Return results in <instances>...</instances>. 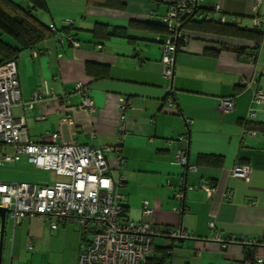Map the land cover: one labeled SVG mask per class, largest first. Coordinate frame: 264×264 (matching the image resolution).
Wrapping results in <instances>:
<instances>
[{
    "label": "crops",
    "instance_id": "0c3cea01",
    "mask_svg": "<svg viewBox=\"0 0 264 264\" xmlns=\"http://www.w3.org/2000/svg\"><path fill=\"white\" fill-rule=\"evenodd\" d=\"M45 2L46 8L34 13L57 31L36 46L22 47L0 31L4 41L18 47L24 103L12 112L25 118L30 138L49 142L52 132H59L60 143L119 145L121 167L109 153V173L123 177L119 191L128 217L183 226L190 234L180 240L155 237L148 264H264V102L249 117L254 92H264V24L263 40L256 45L252 37L185 27L188 40L177 50L169 79L163 74L161 43L170 42L171 35L147 26L163 24L167 7L161 0ZM200 4L206 9L219 5L237 16L239 28L254 30L255 0ZM257 15L264 16V0ZM79 84L94 102L91 111L80 108ZM230 96L235 107L225 112L220 100ZM67 114L73 123L63 120ZM180 150L189 166L175 162ZM236 162L251 166L249 180L231 175ZM184 184L197 187L179 199L176 193ZM201 184L215 189L208 195ZM227 187L233 191L230 200L223 196ZM145 201L153 208L150 216L144 214ZM209 221L223 242L212 239ZM88 235L71 221L25 216L16 223L7 214L2 264H78ZM243 238L259 242L245 244Z\"/></svg>",
    "mask_w": 264,
    "mask_h": 264
},
{
    "label": "built area",
    "instance_id": "2783aa9c",
    "mask_svg": "<svg viewBox=\"0 0 264 264\" xmlns=\"http://www.w3.org/2000/svg\"><path fill=\"white\" fill-rule=\"evenodd\" d=\"M167 7L163 17V25L171 35V41L161 43L163 50V74L172 79L175 72V58L177 50L187 42L185 24L189 20L198 18L217 20L221 23H236L237 16L227 15L219 5L211 9L203 8L200 0H161ZM262 0H255V16L253 29L262 30L264 16H258V7ZM52 28L55 27L52 25ZM71 39V38H70ZM71 42L79 45L74 39ZM183 44V45H182ZM77 89L83 92V102L80 108L88 111L94 109V102L82 85ZM173 86L168 92H173ZM26 105L31 107L38 96ZM264 102V92L256 89L249 110V117L256 116L259 104ZM23 97L19 80L17 59H12L0 65V162L19 161L23 155L29 162L43 169L55 171L65 176L66 180H57L48 184L31 182H8L0 180V207L7 209L16 223L23 217L54 219L71 221L82 230L89 232L86 241L82 243L78 264H147L148 256L154 252V239L157 236H169L174 240L188 238L190 234L183 226H158L151 222L136 221L128 217L123 203L125 195L119 191L123 177L112 178L109 173L108 154L113 153L119 168L122 155L119 145L93 146L77 141L60 143L59 132H52L49 142L34 141L30 138L24 117L14 116V106L22 104ZM170 105L176 106L170 98ZM235 98L223 97L220 100L221 110L228 112L234 109ZM127 103L121 104V118H126ZM63 120L73 123L69 114ZM251 132V131H248ZM125 133V125L120 127V135ZM119 138L120 142L122 138ZM175 162L189 166L188 157L184 150H180ZM193 168L195 166H192ZM252 168L248 164L234 163L231 175L250 179ZM197 186L184 184L176 193L183 199L186 189ZM208 195L214 187L201 184ZM225 199L233 196L231 188L227 187L223 193ZM144 214L150 216L153 208L148 202L143 203ZM2 217L0 215V242ZM212 239L223 242L214 221H209ZM245 244L256 245L259 240L243 238ZM226 246V244H223ZM2 264V263H1Z\"/></svg>",
    "mask_w": 264,
    "mask_h": 264
},
{
    "label": "trees",
    "instance_id": "16d2710c",
    "mask_svg": "<svg viewBox=\"0 0 264 264\" xmlns=\"http://www.w3.org/2000/svg\"><path fill=\"white\" fill-rule=\"evenodd\" d=\"M24 1H26L27 5L23 6L22 3L14 0H0V31L10 35L22 47H34L53 35L57 29H53L52 25L47 24L34 13L37 8H46L45 0ZM147 26L160 32L168 30L165 25L159 23H148ZM185 27L219 36L243 35L252 37L255 39V45L263 40L261 30L251 29V31H247L239 28L237 23H221L217 20L198 18V20L187 21ZM17 50L18 47L14 48L0 36V54L2 56L0 65L12 59H17Z\"/></svg>",
    "mask_w": 264,
    "mask_h": 264
},
{
    "label": "rangeland",
    "instance_id": "374dc122",
    "mask_svg": "<svg viewBox=\"0 0 264 264\" xmlns=\"http://www.w3.org/2000/svg\"><path fill=\"white\" fill-rule=\"evenodd\" d=\"M4 35L8 36L4 33ZM26 156L15 162H0V180L8 182H31L45 184L56 180H66L65 176L55 171L43 169L27 161Z\"/></svg>",
    "mask_w": 264,
    "mask_h": 264
},
{
    "label": "water",
    "instance_id": "95a60500",
    "mask_svg": "<svg viewBox=\"0 0 264 264\" xmlns=\"http://www.w3.org/2000/svg\"><path fill=\"white\" fill-rule=\"evenodd\" d=\"M7 209L0 207V215L2 217V225H1V242H0V264L2 263L1 259V249H2V241H3V226L5 224L6 216H7Z\"/></svg>",
    "mask_w": 264,
    "mask_h": 264
}]
</instances>
